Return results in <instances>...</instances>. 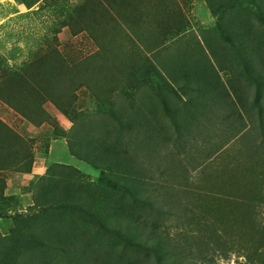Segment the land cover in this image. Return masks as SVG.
<instances>
[{
    "label": "rangeland",
    "instance_id": "1",
    "mask_svg": "<svg viewBox=\"0 0 264 264\" xmlns=\"http://www.w3.org/2000/svg\"><path fill=\"white\" fill-rule=\"evenodd\" d=\"M34 1L0 0V264H155L133 238L166 263L241 264L236 243L257 240L264 260V84L245 59L264 46L258 7L249 4V52L234 34L219 37L235 0ZM50 73L66 84L82 135L119 131L125 172L73 154L75 126L40 83ZM189 216L211 225L204 241L213 229L231 236L230 258L199 244Z\"/></svg>",
    "mask_w": 264,
    "mask_h": 264
},
{
    "label": "trees",
    "instance_id": "2",
    "mask_svg": "<svg viewBox=\"0 0 264 264\" xmlns=\"http://www.w3.org/2000/svg\"><path fill=\"white\" fill-rule=\"evenodd\" d=\"M37 0L34 1L36 3ZM32 3V4H34ZM249 4H255V7H258L259 11L258 14H261V18H264V3L263 0H235V7L234 8H226L227 13L224 12L221 14V18L225 17V22L222 21L221 26L219 22V27L221 29L220 36L224 39L227 38V35L234 34L235 37H237L238 45L243 51L247 49V43L244 42L243 38L248 35L250 29L253 30V26L251 24L253 23V18L251 17L253 15V12L249 6ZM219 7H215L214 11L215 13L218 12ZM80 18H83V13L79 14ZM73 19V18H72ZM74 29V27L72 26ZM226 29V30H224ZM241 31L245 32L244 36L241 35ZM74 35L77 34V32L73 33ZM220 39L221 41L223 40ZM218 40V41H220ZM257 42V40H256ZM259 43V42H258ZM254 52L256 51L258 53L259 57H256V60L253 59V61L250 62L248 58H250L248 55L245 57L247 61V67L249 68V72L252 76V78L255 80L256 84L261 85L264 84V46L260 43L257 44L256 47H254ZM250 52V51H249ZM246 53V52H245ZM248 57V58H247ZM259 60V61H258ZM75 66H72L70 70L75 69ZM61 76L59 74H52L49 75H42V79L40 81L41 85L44 86L45 90V97L52 100L56 106L64 112L67 116L71 118V121L73 122V126H75L74 131H76V134L74 136L71 135V144H73V147H79L77 150H74L73 148V154L77 155L81 159H86L88 162H90L93 166H99L101 169H108L111 173H119L120 171L125 172V169H127L126 165V157L121 154V146L123 142L119 139L121 134L117 129H113L110 127H106L108 131L101 132V134L93 135L94 133L85 134L82 135V128L84 129L86 126V123L77 121V117L74 116L75 112L74 110H70L69 108L72 107L74 102H72L73 98L69 97L66 93V84H63V79L61 82H57ZM77 80V81H76ZM76 85L79 86L78 79H76ZM87 84L89 87H92V92L94 96H97L98 98L105 97L108 100V96L104 94V92L101 90V88H97L95 83L93 84V79L87 80ZM95 89V90H94ZM19 91H16V94L19 95ZM132 94H135L132 93ZM1 95V94H0ZM71 95H73V92L71 91ZM136 97V94L134 95ZM4 99L8 100V102H11V100L7 97H3ZM16 107V105H14ZM70 106V107H69ZM17 108V107H16ZM99 110H103V105L98 104ZM24 114L29 117V120L34 121L36 124H40L47 120V116L41 117V120H38L37 118L32 117V113L29 115L26 111H24ZM103 115V114H101ZM49 116V115H48ZM111 116H109L110 118ZM112 119V118H110ZM263 120V118H262ZM81 126V127H80ZM98 129H95L94 131H97ZM116 136V137H115ZM100 140V141H99ZM123 140V139H122ZM97 141H99L97 143ZM122 144V145H121ZM219 152V151H218ZM216 154V151L213 152V154ZM212 154V155H213ZM33 161L30 162L29 166L24 168V165L21 167L23 169L24 173H31ZM117 176V175H116ZM119 177V176H117ZM139 182V181H138ZM136 187V186H135ZM6 198V197H5ZM85 198L89 200H93L91 196H85ZM94 200H104V199H94ZM109 203V202H108ZM99 204L106 205V202H99ZM110 205L113 207V202L110 201ZM61 207H69V205L63 203L61 204ZM71 208H76V206H73ZM248 212L251 213V210L253 208L252 203H249L247 205ZM116 210L114 212L116 215H128L130 212H126L123 209H118V207H115ZM3 215L4 214H0ZM97 219L101 222V219L97 217ZM248 221H252V218L248 217ZM187 225H195L198 227V231H200L199 239L200 243L206 242L208 245H210V250H213L214 253H217L219 249L222 250V253L224 254L225 258H230V251L235 250V241H233L230 237L227 236L226 233L218 231L217 229H213V236L210 240L204 241L203 233L206 229V227H211V225H206L207 223L204 221V219H196L194 216H189L187 221L185 222ZM253 229H256L252 234L257 235L258 228L260 227L256 222H254ZM225 234V235H218V233ZM121 233V232H120ZM67 237L70 241H73L72 234L67 232ZM122 235V234H121ZM264 236V232L261 234L260 237ZM15 242L17 241V237H15ZM20 244H22L19 241ZM129 243L133 244L137 248L141 249H147L151 250L153 254L156 255V263L155 264H178L175 261H171L169 263H166L164 261V255H161L156 247V245H148V241H144L143 239L139 238H133L129 241ZM260 243L259 240L253 241L252 244H244L243 242L236 243L238 247V251L241 253L243 257H245L246 261L242 262L241 264H264L263 255L261 254L260 250ZM237 251V249H236ZM212 253V252H211ZM124 253L118 254L116 258H122V255ZM214 258V257H212ZM89 261V260H88ZM114 262V261H113ZM111 262V264H113ZM104 263V262H103ZM101 261H99V264H103ZM94 264H98L95 262ZM127 264V263H126Z\"/></svg>",
    "mask_w": 264,
    "mask_h": 264
},
{
    "label": "crops",
    "instance_id": "3",
    "mask_svg": "<svg viewBox=\"0 0 264 264\" xmlns=\"http://www.w3.org/2000/svg\"><path fill=\"white\" fill-rule=\"evenodd\" d=\"M26 174H31V173H26Z\"/></svg>",
    "mask_w": 264,
    "mask_h": 264
}]
</instances>
